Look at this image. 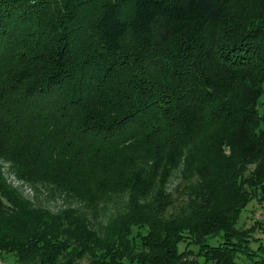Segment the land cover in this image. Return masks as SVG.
<instances>
[{
	"label": "trees",
	"instance_id": "1",
	"mask_svg": "<svg viewBox=\"0 0 264 264\" xmlns=\"http://www.w3.org/2000/svg\"><path fill=\"white\" fill-rule=\"evenodd\" d=\"M22 38L30 46L8 58ZM29 48L0 92V150L30 153L44 177L80 191L129 178L134 203L96 231L0 182L2 252L20 264H264L238 226L252 196L264 203V0H0V67ZM46 142L69 155L46 158ZM186 148L198 188L189 210L138 207Z\"/></svg>",
	"mask_w": 264,
	"mask_h": 264
},
{
	"label": "rangeland",
	"instance_id": "2",
	"mask_svg": "<svg viewBox=\"0 0 264 264\" xmlns=\"http://www.w3.org/2000/svg\"><path fill=\"white\" fill-rule=\"evenodd\" d=\"M17 42L10 51H7V57L12 58L19 51H23L30 45H27L26 39ZM25 41V42H24ZM39 47H32L33 50ZM33 50L27 49L28 54L22 55L19 58L17 67L10 68L0 67V92L4 94L8 91L9 87L14 83L15 78L18 77V73L25 68V62H28V58L33 59ZM9 53H13L12 55ZM4 61L1 60L0 63ZM1 65V64H0ZM88 106L94 105L100 107L97 104L90 102ZM88 109V108H87ZM1 110V108H0ZM259 111L264 114V97H261L259 103ZM6 116V111L2 114ZM5 119V117H4ZM39 131V129L37 128ZM36 133H32L35 137ZM35 144L37 140L34 141ZM46 142L49 147L52 160H55L60 155L66 157L69 153L66 150H59L58 146ZM188 148L184 149L179 157H176L175 165L170 168L165 176L159 175L155 179V186L152 188H146V190L137 195L138 207L143 206V210L159 211L165 218L183 214L189 210V205L194 201L198 194V188L195 184V180L192 177L191 166L188 162L190 154ZM12 158L0 150V182L9 185L14 188L19 194L36 208H44L53 213L66 215L69 220L72 218L84 220L92 230L101 231L105 225L113 218L124 214L129 211L131 205L133 206V180L125 179L120 182H113L108 189L99 190L93 185H89L85 190L80 191L79 188L73 185L62 184L57 181L48 180L44 176H48L46 170H37V163L33 166L29 162L32 159V155L26 152L11 153ZM128 156L131 157V154ZM152 155L146 154V158H150ZM197 154H194L193 161L197 160ZM143 157V156H142ZM145 157L141 158L143 165L151 167L152 165L147 163ZM41 158H36L39 162ZM139 160V159H138ZM256 164H252L249 167V174L255 170ZM134 167H132V170ZM38 171V173H37ZM131 172V171H130ZM46 173V174H44ZM163 173V171H159ZM62 172H59L61 175ZM24 177H31L30 179H24ZM2 198V197H1ZM2 201L11 212L12 208L5 198ZM238 226L245 229L252 230V240L250 241V248L253 251L258 252V255H254V258H258L261 255L260 246L264 247V203H261L258 196H252L247 205L244 207ZM223 240L222 236L208 237V241L211 244H218ZM185 247L184 243L180 244V248ZM193 249L197 250V247L192 245ZM1 258L11 264H20L16 261L13 253H5L0 250ZM197 264H217V262L208 261L204 256H196ZM238 264H252V260L246 255H239L237 258ZM79 264H91V259L86 257L79 261Z\"/></svg>",
	"mask_w": 264,
	"mask_h": 264
},
{
	"label": "built area",
	"instance_id": "3",
	"mask_svg": "<svg viewBox=\"0 0 264 264\" xmlns=\"http://www.w3.org/2000/svg\"><path fill=\"white\" fill-rule=\"evenodd\" d=\"M0 264H11V263H8V262L4 261V260L1 258V256H0Z\"/></svg>",
	"mask_w": 264,
	"mask_h": 264
}]
</instances>
